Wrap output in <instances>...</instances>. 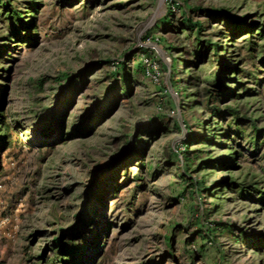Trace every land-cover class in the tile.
Listing matches in <instances>:
<instances>
[{
	"label": "rangeland",
	"instance_id": "rangeland-1",
	"mask_svg": "<svg viewBox=\"0 0 264 264\" xmlns=\"http://www.w3.org/2000/svg\"><path fill=\"white\" fill-rule=\"evenodd\" d=\"M0 264H264V0H0Z\"/></svg>",
	"mask_w": 264,
	"mask_h": 264
},
{
	"label": "trees",
	"instance_id": "trees-1",
	"mask_svg": "<svg viewBox=\"0 0 264 264\" xmlns=\"http://www.w3.org/2000/svg\"><path fill=\"white\" fill-rule=\"evenodd\" d=\"M204 190H206V191H207V190H208V188H205V187H204Z\"/></svg>",
	"mask_w": 264,
	"mask_h": 264
}]
</instances>
